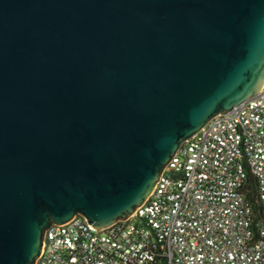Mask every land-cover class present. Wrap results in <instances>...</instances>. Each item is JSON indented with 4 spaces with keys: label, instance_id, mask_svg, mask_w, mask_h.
<instances>
[{
    "label": "water",
    "instance_id": "obj_1",
    "mask_svg": "<svg viewBox=\"0 0 264 264\" xmlns=\"http://www.w3.org/2000/svg\"><path fill=\"white\" fill-rule=\"evenodd\" d=\"M263 85L264 0H0V264L129 219Z\"/></svg>",
    "mask_w": 264,
    "mask_h": 264
},
{
    "label": "built area",
    "instance_id": "obj_2",
    "mask_svg": "<svg viewBox=\"0 0 264 264\" xmlns=\"http://www.w3.org/2000/svg\"><path fill=\"white\" fill-rule=\"evenodd\" d=\"M250 176L259 220L245 197ZM35 264H264V85L184 141L129 219L53 225Z\"/></svg>",
    "mask_w": 264,
    "mask_h": 264
},
{
    "label": "trees",
    "instance_id": "obj_3",
    "mask_svg": "<svg viewBox=\"0 0 264 264\" xmlns=\"http://www.w3.org/2000/svg\"><path fill=\"white\" fill-rule=\"evenodd\" d=\"M245 193L247 201L252 205V208L254 209V214L258 217V220L261 219L262 208L257 200V185L253 176H250V178L246 181Z\"/></svg>",
    "mask_w": 264,
    "mask_h": 264
}]
</instances>
